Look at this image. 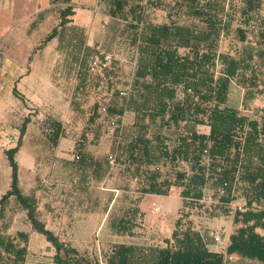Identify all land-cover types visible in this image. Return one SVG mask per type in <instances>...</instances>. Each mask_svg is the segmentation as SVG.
Here are the masks:
<instances>
[{
	"label": "trees",
	"instance_id": "1",
	"mask_svg": "<svg viewBox=\"0 0 264 264\" xmlns=\"http://www.w3.org/2000/svg\"><path fill=\"white\" fill-rule=\"evenodd\" d=\"M72 1L50 0L65 7L44 44L54 39L62 43L76 66L77 90L95 88L88 66L96 49L87 45L84 29L71 24ZM105 2L112 19L109 39L127 41L137 62L128 97H122L113 82L120 65L114 61L113 69L105 71L101 81L111 95L108 113L102 116L93 109L89 123L109 126V118H117L121 124L127 112L134 113L135 119L121 133L117 128L104 131L115 138L114 169L109 156L95 159L85 153V143L76 148L80 160L75 167L85 172L80 176L84 191L86 184L112 181L118 168L117 178L124 183L117 189L129 204L111 216L109 226L121 234L131 233L134 220L144 216L139 204L142 197H168L179 189L182 209L176 231L165 240V247L111 244L92 258L64 242L39 220L37 197L26 196L20 187L17 155L31 122L28 117L19 129L16 146L5 152L11 185L0 198V264H25L28 255L29 235L8 233L6 208L12 198L27 213L35 231L55 249V264H227L231 257L264 264V107L249 115L231 102L234 84L244 90L246 107L264 95V0ZM152 10L166 12L168 22L155 23ZM226 35L238 43L230 52L222 50ZM14 95L22 97L17 88ZM198 126L209 127V134L199 133ZM47 128L55 145L68 134L57 120H51ZM102 133L94 135L95 143ZM131 193L137 199L126 195ZM208 194H213L210 205L202 202ZM113 199L112 194L108 204ZM235 203L242 204V210L234 208ZM202 211L211 218L232 217L236 229L225 253L210 251L190 223L183 225L185 218Z\"/></svg>",
	"mask_w": 264,
	"mask_h": 264
},
{
	"label": "rangeland",
	"instance_id": "2",
	"mask_svg": "<svg viewBox=\"0 0 264 264\" xmlns=\"http://www.w3.org/2000/svg\"><path fill=\"white\" fill-rule=\"evenodd\" d=\"M51 5L49 9L37 13L34 9L25 8L20 0H0V198L11 185V168L5 152L16 146L19 129L24 119L30 117L31 122L27 129L30 134L28 148L30 156L36 160L38 166L37 169L22 167L23 155L18 153L20 187L26 196L37 197L41 209L39 220L49 230L91 258L100 256L111 244L165 247V240L171 238L176 221L181 217V202L176 208L177 200L170 201L171 198L156 199L147 195L142 197L139 204L144 216H138L134 220L131 233L121 234L110 228L109 221L112 215L122 213L120 207L129 204L123 193H116L117 197L114 198L112 206L111 203L108 204L109 193L103 192L100 184H91L88 190L77 194L74 189L78 180L76 160L66 161L62 166L56 165L58 158L52 150L56 145L51 138L52 132L47 128L51 120L62 122L68 135H73L78 141L77 145L85 143L92 149L97 145L94 135L107 132L112 127L107 124L106 127L100 122L94 125L89 123L93 109L98 111L99 107L106 106L111 97L101 81L105 73H92L89 65L88 69L97 87L77 90L76 66L62 43L55 39L44 44L48 34L59 25L60 10L65 7L64 4L56 2ZM72 7L75 11V15L70 18L72 25L75 23L83 28L87 39L88 30L91 28L96 41H102L100 47H93L96 49L93 58L101 52L112 54L114 61L120 65L117 78H113L115 87L117 90L128 87L131 83L130 73L134 68L131 63L136 53L127 41L109 39L108 33L112 25L108 20L111 17L105 0H76ZM149 13L157 24L168 22L166 12L162 10H152ZM104 30L106 34L103 33ZM235 44L238 45L234 36L226 35L222 50L230 52ZM93 58L89 60L90 64ZM13 87L17 88L23 98L13 95ZM244 95V90L234 84L231 102L245 113L251 115L255 110L264 107V95L249 102L247 107L244 104ZM123 183L114 177L111 184L105 183V188L121 187ZM81 195L84 197L83 201L88 202L85 207L79 204ZM126 195H132L135 199L138 197L135 193ZM171 196L179 197L180 190H173L168 197ZM161 204L168 207V210H164ZM238 206L242 204L233 205L234 208ZM108 208L109 213H106ZM65 214L71 215V218L60 219ZM6 219L10 224V235L15 236L19 231L29 235L25 264H55V249L44 236L35 231L27 219V213L21 209L15 198L10 200L6 208ZM188 223L209 241L220 243L219 247L223 242L222 237L236 229L232 217L211 218L203 211L185 218L183 225ZM215 237L220 238L219 243ZM227 264L261 263L233 257L228 258Z\"/></svg>",
	"mask_w": 264,
	"mask_h": 264
},
{
	"label": "crops",
	"instance_id": "3",
	"mask_svg": "<svg viewBox=\"0 0 264 264\" xmlns=\"http://www.w3.org/2000/svg\"><path fill=\"white\" fill-rule=\"evenodd\" d=\"M21 3H23L25 5V8H29V9H34L37 13H40L42 12L43 10H46V9H49L52 5L50 3V0H20ZM73 4H76V0H73L72 1ZM75 6V5H74ZM81 8V7H80ZM109 21H111L112 23V19L109 18L108 19ZM72 24V23H71ZM75 25V23H74ZM76 26H79V25H76ZM106 26L103 27V29H105ZM104 34H106L105 30L103 31ZM103 34V35H104ZM55 40V39H54ZM58 40V39H56ZM59 41V40H58ZM102 42V41H101ZM101 42L100 41H96L95 37H94V33L91 32V28H89L88 30V39H87V45L89 47H100L101 46ZM98 44H100L98 46ZM137 58V57H136ZM135 60V58H134ZM135 61H133L131 64L134 65ZM134 72H135V69L133 68L132 69V73H130V79L132 80L133 76H134ZM14 89L16 87H13ZM14 89H13V95H14ZM179 97H182V92L179 90V93H178ZM15 96V95H14ZM22 96V95H21ZM16 97V96H15ZM16 98H20V97H16ZM14 105V103H12ZM134 119H135V115L134 113L132 112H127L125 114V117H124V125L125 126H129V125H132L134 123ZM197 131L199 133H202V134H206L208 135L209 132H210V128L207 127V126H198L197 127ZM68 133V132H67ZM29 131H27L25 137H24V143H23V146L22 148L20 149L19 151V154L23 155V163L21 164V166L27 168V169H37V162L34 158H32V156H30V152H29V148H28V138H29ZM114 135L111 133V132H103L102 135L100 136V139L98 140V144L96 146H93L94 148H90V147H85L83 150L86 152H89L87 154H89L90 156L94 157L95 159H101L100 156H103V158L106 157V154L107 156L109 155H112L113 154V150H114ZM78 145H77V141L75 139V137L73 135H68L66 137H62L58 144L56 145V147H54L52 150L54 151L55 153V156L58 158V160H56V165L58 166H62L64 162L66 161H69V162H73L74 159H75V154H78L77 153V148ZM104 152V153H103ZM30 156V157H29ZM77 172V176H78V180L75 182V191L76 193L78 194H81L84 192V188H85V184L82 183L80 181V176H82L85 172H82V171H76ZM117 172H118V168L115 169V179L117 178ZM119 179V178H118ZM114 180V178L112 179ZM111 184L112 181L110 180H104L103 183L101 184L103 188H101V190H103V192H108L109 195L111 196L112 194L115 193V197H117V194L120 192L117 187H113V188H105V183H108ZM150 184H145V187L148 188ZM86 186H89L88 184H86ZM89 188V187H88ZM175 190V189H173ZM172 190V191H173ZM72 192V190H71ZM117 193V194H116ZM82 197L79 198V204L83 207H85V205L88 203V202H84L83 201V195H81ZM148 197L150 198H156V199H163V197L165 196H158V195H154V194H147ZM167 200L169 198L170 201H173V200H177V204L175 205L176 208H178L179 206V203L181 202L182 204V199L180 201L179 198H181L180 196L176 197V196H171V197H166ZM165 199V198H164ZM114 199L112 200V203H111V206L113 205L114 203ZM153 201H158V200H153ZM160 203V202H159ZM40 205V204H39ZM161 207L164 208V210H168V207H164L162 204H161ZM111 208V207H110ZM39 210H41L39 208ZM66 213V212H65ZM106 213H109V208H108V211ZM66 216V217H65ZM71 215H68V214H65V215H61V218L60 219H63V218H71L70 217ZM179 220V218L177 219V221ZM176 221V222H177ZM176 231V227H175V230L173 231L172 235H171V238L174 234V232ZM234 233V231H231L230 233H227L223 238V242L221 243V246L219 247V244H215L214 241H209L208 239H206L204 237V235L202 233H200L202 235V237L204 238V241L207 245V248L212 251V252H217V253H225L228 245H229V242H230V236ZM171 238H168V239H171ZM216 248H222L223 250L219 251L218 249ZM249 261V260H247ZM254 262V261H253Z\"/></svg>",
	"mask_w": 264,
	"mask_h": 264
},
{
	"label": "built area",
	"instance_id": "4",
	"mask_svg": "<svg viewBox=\"0 0 264 264\" xmlns=\"http://www.w3.org/2000/svg\"><path fill=\"white\" fill-rule=\"evenodd\" d=\"M136 57H137V55L135 56V60H134L135 61L134 65H133L134 69L136 68V62H137ZM114 60L115 59H114V56L112 54H106V53L101 52L98 54V56L93 58V60L91 61L90 71L92 73H103V72L105 73V71H111L113 69ZM119 91H120V95L122 97H128L130 95V92H131V87H130V85H128V87H126L123 90H119ZM98 111L102 116H106L108 113L106 106L99 107ZM108 124L112 128H117L119 130V133H121L123 130V127H124V117L121 120V124L118 123L117 118H109ZM205 153H207V152H205ZM115 159H116V156L114 154L109 155V162L111 165V169H114L116 167ZM75 160L76 161L80 160L79 154H75ZM219 172H220V169H219ZM202 202L212 203L213 202V194L206 195L203 198ZM238 208L240 210H242L243 206H238ZM215 240H216V242H220L219 237H215Z\"/></svg>",
	"mask_w": 264,
	"mask_h": 264
}]
</instances>
